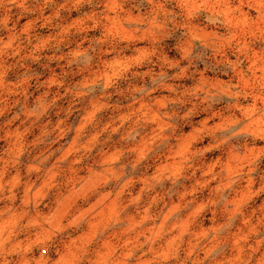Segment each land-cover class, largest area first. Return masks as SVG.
<instances>
[{
  "label": "clouds",
  "instance_id": "obj_1",
  "mask_svg": "<svg viewBox=\"0 0 264 264\" xmlns=\"http://www.w3.org/2000/svg\"><path fill=\"white\" fill-rule=\"evenodd\" d=\"M5 138L0 264H264V0H0Z\"/></svg>",
  "mask_w": 264,
  "mask_h": 264
},
{
  "label": "rangeland",
  "instance_id": "obj_2",
  "mask_svg": "<svg viewBox=\"0 0 264 264\" xmlns=\"http://www.w3.org/2000/svg\"><path fill=\"white\" fill-rule=\"evenodd\" d=\"M90 115V114H89ZM86 118V117H85ZM27 131V129H25ZM196 134L194 133L189 137L190 140H196ZM0 144L4 145L7 149H11V145L7 143V139L0 140ZM76 148V141L73 140L68 148V152L66 155L71 159V153H73ZM2 150V149H0ZM78 163V161H73V164ZM220 164V161L217 160L213 166ZM227 167V164L225 165ZM166 167V165L164 166ZM73 176L75 177L74 183L78 186V188H73L68 196L62 201H57L58 208L57 211L62 213L63 215H69L71 211L77 207L79 202H87L92 199L93 195L103 187V184L106 182L105 177L100 173H92L90 172L87 176L78 175V170L72 169ZM50 188V185L44 184L38 190L33 193L34 198H40L45 194V189ZM123 195V191L116 192L115 196L112 193H107L101 195L98 199H95L94 202L89 204L86 208H81L80 215L81 217H88L89 219V233L85 234V239L90 237L92 232L97 230H108V226L110 223V219L114 217L118 211L121 209L120 201ZM134 201H129L131 205ZM99 210V211H98ZM131 219V218H130ZM135 222V221H133ZM141 222H147V217H143ZM118 238V234H113L111 239Z\"/></svg>",
  "mask_w": 264,
  "mask_h": 264
}]
</instances>
